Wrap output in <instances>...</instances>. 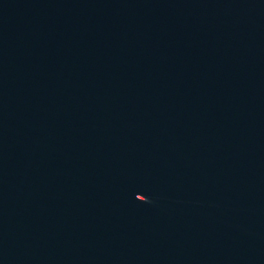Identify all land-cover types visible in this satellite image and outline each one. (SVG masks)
Wrapping results in <instances>:
<instances>
[{"label": "water", "instance_id": "1", "mask_svg": "<svg viewBox=\"0 0 264 264\" xmlns=\"http://www.w3.org/2000/svg\"><path fill=\"white\" fill-rule=\"evenodd\" d=\"M0 264H264V0H0Z\"/></svg>", "mask_w": 264, "mask_h": 264}, {"label": "snow or ice", "instance_id": "2", "mask_svg": "<svg viewBox=\"0 0 264 264\" xmlns=\"http://www.w3.org/2000/svg\"><path fill=\"white\" fill-rule=\"evenodd\" d=\"M139 199H140V200H145V199H146V197H145V196H143V195H141Z\"/></svg>", "mask_w": 264, "mask_h": 264}]
</instances>
